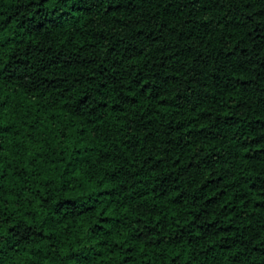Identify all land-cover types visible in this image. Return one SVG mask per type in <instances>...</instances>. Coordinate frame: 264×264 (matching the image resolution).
I'll return each instance as SVG.
<instances>
[{
	"label": "trees",
	"instance_id": "trees-1",
	"mask_svg": "<svg viewBox=\"0 0 264 264\" xmlns=\"http://www.w3.org/2000/svg\"><path fill=\"white\" fill-rule=\"evenodd\" d=\"M0 264H264V0H0Z\"/></svg>",
	"mask_w": 264,
	"mask_h": 264
}]
</instances>
